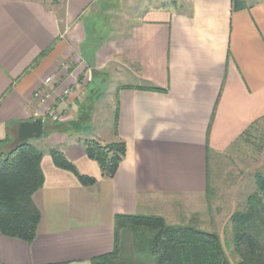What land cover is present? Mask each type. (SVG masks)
I'll return each mask as SVG.
<instances>
[{"label":"crops","instance_id":"crops-1","mask_svg":"<svg viewBox=\"0 0 264 264\" xmlns=\"http://www.w3.org/2000/svg\"><path fill=\"white\" fill-rule=\"evenodd\" d=\"M97 2L0 0V141L19 142L20 124L42 118L36 139L46 146L37 235L0 233V264H91L113 250L117 214L166 217L175 199L207 198L224 167L239 189L264 172V0L151 5L128 34L92 45L87 16ZM51 109L58 123L89 119L65 131ZM85 139L126 142L113 178ZM51 148L97 183L56 167Z\"/></svg>","mask_w":264,"mask_h":264},{"label":"trees","instance_id":"trees-1","mask_svg":"<svg viewBox=\"0 0 264 264\" xmlns=\"http://www.w3.org/2000/svg\"><path fill=\"white\" fill-rule=\"evenodd\" d=\"M234 2L244 5V0ZM88 119L89 115L82 113L77 121L55 123L65 131H79ZM7 144L0 141V233L32 242L42 218L34 195L45 185L44 153L30 140ZM83 145L87 156L99 164L102 175L108 178L116 175L127 153L122 139L109 144L85 139ZM49 153L56 167L73 173L82 185L97 183L96 177L81 173L61 149L51 148ZM255 183L256 190L247 197L245 208L230 218L232 239L228 246L232 245L239 257L235 262L217 232L193 224H169L165 217L156 214H117L113 250L93 258L91 264H137L124 256L127 232H132L135 261L155 257L156 264H264V172L256 173Z\"/></svg>","mask_w":264,"mask_h":264},{"label":"rangeland","instance_id":"rangeland-1","mask_svg":"<svg viewBox=\"0 0 264 264\" xmlns=\"http://www.w3.org/2000/svg\"><path fill=\"white\" fill-rule=\"evenodd\" d=\"M185 0H99L89 14V41L98 40V38H116L124 34H128V30L138 21L139 14L145 7L151 5L161 6H181ZM174 2V3H172ZM176 8V7H175ZM122 37V36H121ZM96 82L100 77L95 78ZM53 81V78L51 82ZM113 84V82L111 83ZM115 87V84H113ZM101 92V91H100ZM107 115L105 105L98 110V123L106 122L103 118ZM51 118V117H50ZM40 139L30 140L32 144L46 150V146L41 144ZM223 166V165H222ZM230 170L232 166L228 163ZM224 167V166H223ZM225 168V167H224ZM223 168L222 172L213 173L211 180V191L205 199H193L190 201L174 200V207L164 211L165 219L169 224L173 225H189L193 224L207 231H214L221 235L223 242L227 246V252L233 262L239 257L233 252V246L228 242L232 239V231L230 226V218L232 214L244 209L247 197L251 192L255 191L256 185L254 179L256 173L245 178L242 188L236 186L234 176L226 174ZM241 168V167H240ZM235 172L234 170H231ZM263 172V171H260ZM236 174V173H235ZM234 175V174H233ZM239 178V177H238ZM239 181V180H238ZM238 184V183H237ZM246 185V186H245ZM238 192L235 193V190ZM164 217V216H163ZM132 232H127L124 236V256L132 259L137 264H156V258H142L135 261L133 257V242L130 237ZM137 259V258H136Z\"/></svg>","mask_w":264,"mask_h":264},{"label":"water","instance_id":"water-1","mask_svg":"<svg viewBox=\"0 0 264 264\" xmlns=\"http://www.w3.org/2000/svg\"><path fill=\"white\" fill-rule=\"evenodd\" d=\"M43 134V119L37 118L33 121H24L19 127V137L20 143H24L31 139L40 138Z\"/></svg>","mask_w":264,"mask_h":264},{"label":"built area","instance_id":"built-area-1","mask_svg":"<svg viewBox=\"0 0 264 264\" xmlns=\"http://www.w3.org/2000/svg\"><path fill=\"white\" fill-rule=\"evenodd\" d=\"M52 80V78H47V82H50ZM46 96H48V94L46 95ZM44 98L42 97V100H43ZM48 116H50L53 120H55V121H57L58 119H59V116H58V113L54 110V109H51V110H49V112H48Z\"/></svg>","mask_w":264,"mask_h":264}]
</instances>
